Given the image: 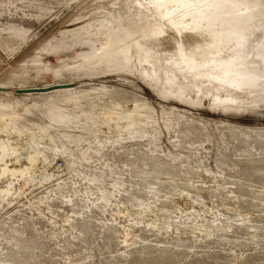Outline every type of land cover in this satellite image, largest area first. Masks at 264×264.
<instances>
[{
	"label": "rangeland",
	"instance_id": "374dc122",
	"mask_svg": "<svg viewBox=\"0 0 264 264\" xmlns=\"http://www.w3.org/2000/svg\"><path fill=\"white\" fill-rule=\"evenodd\" d=\"M0 87V264H264V0H0Z\"/></svg>",
	"mask_w": 264,
	"mask_h": 264
},
{
	"label": "water",
	"instance_id": "95a60500",
	"mask_svg": "<svg viewBox=\"0 0 264 264\" xmlns=\"http://www.w3.org/2000/svg\"><path fill=\"white\" fill-rule=\"evenodd\" d=\"M74 84L72 82L68 83H56L49 86H42V87H27L24 89L17 88L15 91L18 93H32V92H47L54 89L62 88V87H72ZM0 90H6V88L0 87ZM157 100H160V98H156Z\"/></svg>",
	"mask_w": 264,
	"mask_h": 264
},
{
	"label": "bare ground",
	"instance_id": "6f19581e",
	"mask_svg": "<svg viewBox=\"0 0 264 264\" xmlns=\"http://www.w3.org/2000/svg\"><path fill=\"white\" fill-rule=\"evenodd\" d=\"M72 84H74V83L72 82ZM72 87H74V86H72ZM62 88H70V87H62ZM58 89H61V88H58Z\"/></svg>",
	"mask_w": 264,
	"mask_h": 264
}]
</instances>
